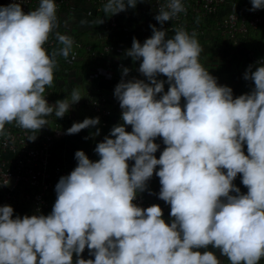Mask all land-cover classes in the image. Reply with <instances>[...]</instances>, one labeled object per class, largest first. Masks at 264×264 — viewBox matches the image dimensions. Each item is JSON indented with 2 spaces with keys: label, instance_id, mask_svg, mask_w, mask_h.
<instances>
[{
  "label": "clouds",
  "instance_id": "9594fccd",
  "mask_svg": "<svg viewBox=\"0 0 264 264\" xmlns=\"http://www.w3.org/2000/svg\"><path fill=\"white\" fill-rule=\"evenodd\" d=\"M138 2L144 0H106L102 11L110 17ZM250 3L251 11L264 8V0ZM21 4L0 5V133L13 122L38 132L48 116L63 118L83 97L73 89L70 101L48 103L56 57L67 59L74 41L56 32L62 47L49 54L44 45L58 26L54 0L28 12ZM184 11L182 0H166L154 17L161 27L150 24L142 44L133 37L125 54L140 61L146 79L125 80L123 68L114 88L122 122L96 143L97 160L75 152L50 213L14 217L11 205H0V264H220L210 249L229 264L264 258V59L243 74L253 82L250 92L234 97L199 62L194 32L178 27L169 37L162 27ZM99 123L85 118L66 134ZM158 137L165 146L159 158ZM154 173L158 198L170 205L167 223L158 204L134 203ZM238 174L246 193L233 183ZM85 248L94 259L82 257Z\"/></svg>",
  "mask_w": 264,
  "mask_h": 264
},
{
  "label": "built area",
  "instance_id": "2783aa9c",
  "mask_svg": "<svg viewBox=\"0 0 264 264\" xmlns=\"http://www.w3.org/2000/svg\"><path fill=\"white\" fill-rule=\"evenodd\" d=\"M90 8V13L98 22L100 32L98 38H109V35L118 26L117 14L105 17L102 11L106 0H85ZM149 1V0H148ZM11 0H0V5H7ZM24 12L38 7L39 0H19ZM56 15L67 8L69 0H54ZM166 0H150L149 6L152 13L157 14L158 8L165 4ZM185 11L166 21L163 26L174 35V29L183 27L190 34L194 29H203L214 26L216 32L225 41L233 44L250 40L253 35L259 34L264 42V8L251 11L250 0H182ZM94 36V33L91 32ZM260 39V40H261ZM49 54L58 50L56 35L50 34L48 42L44 45ZM83 47L89 58H94L109 51L104 45L103 50L92 48L91 44ZM79 59L77 52L70 53L69 57L56 58L57 66L54 69V79L51 87H47L44 95L49 104L64 98L71 100V92L77 89L78 83L86 84L77 103L73 104L63 118L50 115L46 119L48 125L43 126L38 132L22 129L15 122L6 124L3 133H0V205H11L14 209L13 216L32 215L42 213L47 215L55 202V185L62 175H67L74 168L53 157V149L57 142L66 136V130L71 127L74 119L99 117L100 123L93 128L99 132L104 130L112 118L121 123V109L119 101L114 93L102 91L97 80H100L109 70L97 65L94 68H86L81 78L70 75L68 68L62 64L67 63L75 69ZM82 82V83H84ZM36 135L34 141L27 138ZM8 179L5 186L2 183ZM150 189V191L148 190ZM160 184L154 188H147L138 193L134 201L138 206L147 207L158 204L163 213L170 211V205L158 198ZM84 259H89L87 248L82 253ZM75 260V255L73 256ZM220 264H226L225 257L220 259ZM259 264H264L262 258Z\"/></svg>",
  "mask_w": 264,
  "mask_h": 264
},
{
  "label": "rangeland",
  "instance_id": "374dc122",
  "mask_svg": "<svg viewBox=\"0 0 264 264\" xmlns=\"http://www.w3.org/2000/svg\"><path fill=\"white\" fill-rule=\"evenodd\" d=\"M144 20L142 22H146L147 18ZM150 24L155 25L157 28L161 27L159 22L155 20L151 21L149 25L146 26L147 28L135 27L132 29L126 28L127 29L126 30L125 28L121 27V25L119 24V26H117V29L115 31H112L109 35V38L107 39L104 37L98 38L97 35H99L100 27L97 26L94 28L93 38H90V41L93 44L90 42L84 44V41H82L83 46L86 44H91L94 50H96L95 49L96 46H99L101 49L104 47V45H107L109 47L110 60L112 61L109 62V66H104L101 63L99 64L100 66L110 67L108 69L106 68L107 70H109L108 75L107 76L105 75L103 77L110 86L107 89L108 92L114 93V88L116 84L120 82L122 78V70L125 67L129 69L128 75L123 77L125 80L131 79L133 77L138 79H146L138 71L140 61L134 62L132 58L128 57L125 53L126 50L131 48V46H129L131 44L128 43L127 36L131 34L133 38L134 37L132 35L133 33L137 38V40L143 43L144 40L149 36H151L152 34V30L149 29ZM162 27L166 29L164 26ZM193 32L196 34V37L202 47V51L199 56V62L206 70L210 72L211 75L216 77L217 83L219 85H234L235 87H244V88L253 87V82L250 80H245L243 78V74L246 68L250 64H252L255 67L254 62L264 59V42L261 41L259 37L257 38L255 37V39L252 42L233 44L232 42L229 41L227 42L224 39H222L221 36L216 32V29L214 28L213 25H211L209 28L206 27L203 29H194ZM125 33H127L126 34L127 36L125 35ZM167 34L169 37L173 35L169 31H167ZM83 46L78 48L76 43H74L71 52V53L74 52L79 53V56L82 58L80 60L83 62V64L77 67L78 69L79 68L81 69L83 67L82 70H84L85 63L89 62V57L84 58L86 55L85 53L86 49ZM158 79L166 80V77L160 75ZM86 84L88 83L86 82L82 83V87L81 85H78L77 89L80 91V93H82ZM167 88H168V84L165 83L164 84L165 91H167ZM100 89H105V88H100ZM181 103L183 104V98L181 100ZM125 127H126V131H131V126H125ZM83 131L84 130H82V132ZM95 132L92 131L93 134ZM100 132H103V130H101ZM155 142L160 145V148L154 154L157 158H159L160 152L163 150L165 146L162 142V139L159 137L155 140ZM96 143L97 142L91 143L92 145L90 149L93 150V152ZM94 154L95 157L98 159L99 157L97 156V154L95 152ZM133 163L134 161H128L129 167H131ZM158 167L159 166H157V168ZM155 176L156 175L154 173L152 178H155ZM151 179L149 181H151Z\"/></svg>",
  "mask_w": 264,
  "mask_h": 264
},
{
  "label": "crops",
  "instance_id": "0c3cea01",
  "mask_svg": "<svg viewBox=\"0 0 264 264\" xmlns=\"http://www.w3.org/2000/svg\"><path fill=\"white\" fill-rule=\"evenodd\" d=\"M155 15L156 14L152 13L150 9L149 1L144 0V2H138L135 8L129 7L125 11L119 12L117 14L118 26L120 24L121 27L125 29L126 28L132 29L135 27L147 28L146 26H148L151 21L155 20L154 19ZM146 18L147 21L142 22ZM57 24L58 26L54 29V32L55 33L59 32L60 34L68 35L73 39L74 43H76L78 48L83 46L82 41H84L85 44L90 41V38H93L91 32L93 33L94 28L98 26L96 19L91 16L90 8L85 0H69L67 8H65L63 11L57 14ZM149 29L151 28L149 27ZM126 34L127 33H125V35ZM132 35L135 37L133 33ZM127 38H128V43L132 45L133 38L131 34H129ZM79 43H81L82 45ZM95 49L99 53L102 51L103 48L101 49L99 46H96ZM109 51L105 52V54H100L99 56H96L94 58L93 57L89 58V62H86L84 65V70H82L83 67L81 69L80 68L78 69L77 67L83 64V62L79 59L77 65L75 66V69H73L74 67L69 68L70 75L79 79L85 73L87 67L89 69L94 68L100 63L104 66H109V62L112 61L110 60ZM105 68L108 69L110 67H105ZM97 83H99L101 88H105L106 90L110 87L108 82H106L104 78L97 80ZM227 86H229L233 90L234 97L243 93H248L252 88V87H245V88L235 87L234 85H227ZM81 121L83 120L74 119L72 120L71 125L74 122H81ZM115 124H117V119L114 117L110 120L109 125L103 130V132H99V135H95V136L93 135L92 131L95 132L96 129H94L93 127L83 129L84 130L83 132L81 130L79 133L76 134H72V135L66 134V136H64L61 140H59L55 145L53 149V157L60 161H63L64 163L70 165L71 167H75L77 161L74 158V154L77 150H83L85 154L89 157V159L97 160L93 150L90 149L92 145L91 143L102 141L106 135H109L110 129ZM244 151L245 154H247L246 145H244ZM156 179L159 178L155 176V178H152L151 181ZM233 183L240 188L242 193L247 192V189L241 183L240 174L237 175ZM169 213L170 211L163 213V218L165 219L166 223L169 222ZM210 250L216 252V255L219 260L224 258L223 256L220 255L218 250H214V249H210ZM201 251H203V249H201ZM89 259H94V257L89 256ZM225 262L226 264H229V261L227 260L226 257H225Z\"/></svg>",
  "mask_w": 264,
  "mask_h": 264
},
{
  "label": "trees",
  "instance_id": "16d2710c",
  "mask_svg": "<svg viewBox=\"0 0 264 264\" xmlns=\"http://www.w3.org/2000/svg\"><path fill=\"white\" fill-rule=\"evenodd\" d=\"M207 26H204V28H206ZM255 37L257 38V37H259L260 38V35L259 34H256V35H253L252 34V37H251V39L250 40H247V39H245L244 41H243V43H247V42H252L254 39H255ZM261 39V38H260ZM257 41V40H256ZM261 41H263V39H261ZM90 43H92L91 41H89ZM56 43H57V47H58V49L60 48V47H62V45H60L59 44V42L57 41V39H56ZM93 44V43H92ZM86 53V52H85ZM79 54V53H78ZM87 57H89V54H87L86 53V55H85V57L84 58H87ZM57 59H59V61H61L60 59H62L63 57L62 56H57L56 57ZM62 66L64 67V68H72V66H69L67 63H65V64H62ZM82 82H84V81H82ZM82 82H80V83H78V85H81V87H82ZM89 84V86H93V84H91V83H88ZM84 90V89H83ZM102 91H105V92H107V90L106 89H101ZM159 185V179H156V180H153V181H148L147 182V188H154V187H156V186H158Z\"/></svg>",
  "mask_w": 264,
  "mask_h": 264
}]
</instances>
